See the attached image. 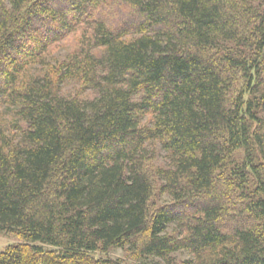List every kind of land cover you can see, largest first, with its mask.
Masks as SVG:
<instances>
[{"label": "trees", "instance_id": "trees-1", "mask_svg": "<svg viewBox=\"0 0 264 264\" xmlns=\"http://www.w3.org/2000/svg\"><path fill=\"white\" fill-rule=\"evenodd\" d=\"M0 109V264H264V0H0Z\"/></svg>", "mask_w": 264, "mask_h": 264}, {"label": "rangeland", "instance_id": "rangeland-1", "mask_svg": "<svg viewBox=\"0 0 264 264\" xmlns=\"http://www.w3.org/2000/svg\"><path fill=\"white\" fill-rule=\"evenodd\" d=\"M79 33H75L64 39V41L59 42L56 46L52 49L50 55L47 57L51 63V60L55 58L61 59L65 57L69 52H71L76 44ZM40 69V68H38ZM78 83L74 81H68L64 85V90L70 94L75 93L78 88ZM2 109V108H1ZM0 109V113L3 111ZM1 117V116H0ZM255 127V126H254ZM258 137L260 139V144L256 145V153H258L259 161L262 160V152L264 154V120L262 123V127L258 130ZM157 148V147H156ZM244 157V153L242 150H238L235 154V161L242 162ZM165 159V152L162 150H156L154 154L153 160L150 162V168H155L156 166L162 165ZM264 172L262 173L263 177ZM250 187H255L258 180L254 177L250 178L249 181ZM161 182L159 180L154 181V191L150 198V207L157 208L161 205H167L172 203V198L169 194L161 192L159 190ZM178 227L175 225H170L167 229L168 233L175 234V230ZM19 241L12 233L0 232V251L4 249V247L10 243H14ZM135 248L131 245H125L123 247H112L105 251L96 250L91 254L96 258H113L120 261L121 264H166V262L157 257H147V258H139L137 252H135ZM171 263L170 264H194L193 258L191 253L188 250H179L171 254Z\"/></svg>", "mask_w": 264, "mask_h": 264}]
</instances>
